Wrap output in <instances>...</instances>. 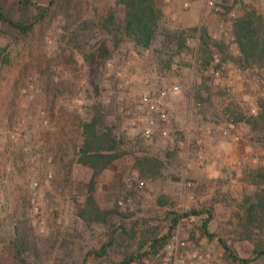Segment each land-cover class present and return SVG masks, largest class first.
Wrapping results in <instances>:
<instances>
[{
    "label": "rangeland",
    "instance_id": "obj_1",
    "mask_svg": "<svg viewBox=\"0 0 264 264\" xmlns=\"http://www.w3.org/2000/svg\"><path fill=\"white\" fill-rule=\"evenodd\" d=\"M156 8L148 48L136 45L123 29L122 0H60L27 37L0 33V264H122L139 242L165 233L168 207L199 211L185 220L195 225L200 246L212 255L224 253L223 239L238 255L239 260L232 258L236 264H264L240 224L244 198L255 190L244 177L264 165V127L254 130L241 122L238 128L228 110L237 108L247 119L259 117L264 68L253 62L241 69L239 45L231 47L235 22L227 24V13L236 20L246 9L256 10L264 21V0H156ZM110 15L115 26L123 25L111 34L103 27ZM198 31L211 33L222 47L217 48L226 69L225 89L212 85L202 71L213 57L209 45L186 47L193 60H180L182 34ZM171 63H178L179 71ZM119 68L124 69L120 79L114 75ZM176 79L183 88L170 93L167 81ZM144 90L162 93L166 126L173 137H186L189 149L157 134L145 138L140 126L131 127L121 116V109L134 108ZM98 111L117 135L123 126L129 135L109 152L110 164L95 171L79 161L78 149L84 123ZM199 154L203 164L197 162ZM140 180L145 182L141 190L134 184ZM186 180L193 182L191 188ZM91 200L108 212L109 223L130 228L140 222L136 235L111 246L104 258L90 253L107 239L104 222L90 211ZM128 208L134 214L121 221L116 210ZM8 216L14 221H6ZM18 223L31 234L23 261L13 256L11 243ZM144 257L129 264H145Z\"/></svg>",
    "mask_w": 264,
    "mask_h": 264
},
{
    "label": "trees",
    "instance_id": "obj_2",
    "mask_svg": "<svg viewBox=\"0 0 264 264\" xmlns=\"http://www.w3.org/2000/svg\"><path fill=\"white\" fill-rule=\"evenodd\" d=\"M59 1L47 0L46 3H43L40 0H0V33L3 35L11 34L27 37L30 33L34 32L38 24L45 21L50 10ZM122 1L126 6L123 29L136 45L146 48L150 47L159 15V11L156 8V0ZM123 25L115 26L114 16L110 15L109 18L105 19L103 27L111 34L113 30H119ZM262 29H264L262 16L254 9L243 10L242 15L235 20L233 30L241 52L238 62L242 70H247L246 68L253 62L258 63V65L264 68V35L261 34ZM179 43L180 46H184L182 37ZM206 45L208 46L207 41L204 42L203 46L206 48ZM217 46L221 47L219 43ZM100 50L104 55L108 52L105 47H102ZM262 84L264 86V82ZM260 106L259 117H250V119H247L244 113L238 112L237 108L233 110L232 108H228L230 116L233 118L232 123H236L238 128L241 122L250 124L254 130L264 127V100L260 101ZM105 117L106 114L103 111H98L97 116L93 120L84 123L82 129L84 140L78 149V153L80 154L79 161L93 168L95 171H100L110 164L113 155L109 152L115 150L116 147L126 140V137H122V135L118 137L114 128L106 121ZM249 176V179L248 177H244V179L246 178L245 184L254 186L255 190L244 198L242 205L244 213L240 217V224L243 235L255 242L253 252L257 257H264V186L260 188L264 184V165L259 166ZM159 202L162 205L166 204L163 200ZM116 206L119 205L116 203ZM91 207L90 211L96 214V218L102 219L104 222L107 233V239L101 247L90 251L95 258L106 257L111 246L125 241L127 236L132 238L136 235L137 226L140 224L137 220L132 222L133 224L130 228H126L124 224L109 223L106 219L108 212H104L101 208H98L93 200H91ZM116 211L120 215L121 221L134 214L129 208L123 211ZM194 214H199V211L195 212L194 210L181 214L174 207L165 209L163 217L164 220L168 221V228L165 233L154 234L152 238L139 242L135 251L126 254L122 260V264H129L136 260V258L142 259L150 253H155L162 247L171 233L175 231L179 219L181 217H193L192 215ZM201 226L204 230L206 229V218L202 221ZM13 227L14 236L11 239L14 250L13 256L16 260L23 261L22 253L30 247L31 234L27 231V227H21L19 223ZM256 235L258 239L254 238ZM220 241L225 255L239 260L232 246L223 239Z\"/></svg>",
    "mask_w": 264,
    "mask_h": 264
},
{
    "label": "built area",
    "instance_id": "obj_3",
    "mask_svg": "<svg viewBox=\"0 0 264 264\" xmlns=\"http://www.w3.org/2000/svg\"><path fill=\"white\" fill-rule=\"evenodd\" d=\"M210 6H213L214 2L210 1ZM187 5V4H186ZM218 9V7H216ZM235 14L227 13V24L229 27L235 22ZM202 35L198 31L195 36L189 33H183L182 38L184 40L185 49L181 51V59L184 63L192 62V54L187 52L186 47L190 46H203L204 42L207 41L212 51V60L208 68L202 70L205 74L210 75L211 84L215 87L225 89L228 86L226 82V69L223 64L221 55L219 53L218 46L213 41V35L211 33H205ZM237 41H233L231 47L237 46ZM198 47L195 48V52ZM162 53H169L168 49L161 51ZM180 52V51H179ZM196 55V53H195ZM193 65L196 63L193 61ZM108 67H111V63H107ZM171 69L179 71L180 65L178 63H171ZM123 68L115 70V77L119 78L122 76ZM142 82L144 85L149 84V78L143 77ZM110 84V79L106 78L103 83V88H107ZM124 84L119 83L118 87L123 88ZM183 84L179 80L167 81L166 90L170 93H176L181 91ZM122 100L123 97H120ZM110 101V98H107ZM121 116L128 119L131 127L140 126V133L145 138H153L159 135L163 140L168 143L176 144L180 148L189 149V141L186 137H173L170 129L166 126L168 120V113L165 109L164 99L162 93L153 92L150 90H144L140 93L136 100L134 108L123 107L121 109ZM232 125V124H231ZM189 130V127H187ZM224 133H228L227 130ZM119 137H127L129 130L126 126L122 127V131H119ZM197 162L199 164L204 163L202 155H198ZM129 183L132 184V180L129 179ZM187 188H191L193 182L191 180L184 181ZM135 187L143 189L145 182L143 180L137 181ZM120 205H126L125 201L120 199ZM168 209V208H167ZM178 211V210H177ZM181 213V211H178ZM183 214V213H181ZM185 217H181L177 224L175 231L164 242L155 253H152L151 257L145 256L143 263L145 264H236L231 257H227L225 253L218 252L216 255H212L210 250L203 249L200 246L198 240L199 231L195 228V225L191 221H186Z\"/></svg>",
    "mask_w": 264,
    "mask_h": 264
},
{
    "label": "crops",
    "instance_id": "obj_4",
    "mask_svg": "<svg viewBox=\"0 0 264 264\" xmlns=\"http://www.w3.org/2000/svg\"><path fill=\"white\" fill-rule=\"evenodd\" d=\"M238 89H241L240 86H238ZM233 90H236V86L233 87ZM236 98H238V94H236L235 96ZM233 125V124H232ZM230 125L233 129L235 128L234 126ZM242 183V181H241ZM162 205V204H161ZM163 208V207H162Z\"/></svg>",
    "mask_w": 264,
    "mask_h": 264
},
{
    "label": "water",
    "instance_id": "obj_5",
    "mask_svg": "<svg viewBox=\"0 0 264 264\" xmlns=\"http://www.w3.org/2000/svg\"><path fill=\"white\" fill-rule=\"evenodd\" d=\"M6 221H8V222H13L14 219H13L12 217L8 216L7 219H6Z\"/></svg>",
    "mask_w": 264,
    "mask_h": 264
}]
</instances>
